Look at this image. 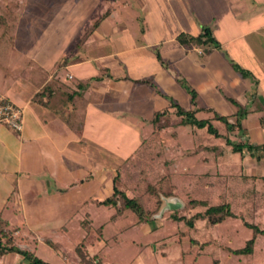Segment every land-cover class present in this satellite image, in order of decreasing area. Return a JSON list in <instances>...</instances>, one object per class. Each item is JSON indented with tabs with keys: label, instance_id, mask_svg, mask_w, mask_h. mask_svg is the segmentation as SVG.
Instances as JSON below:
<instances>
[{
	"label": "crops",
	"instance_id": "0c3cea01",
	"mask_svg": "<svg viewBox=\"0 0 264 264\" xmlns=\"http://www.w3.org/2000/svg\"><path fill=\"white\" fill-rule=\"evenodd\" d=\"M8 1L0 0V23L16 26L3 30L0 39L8 40L11 57L23 58L14 76L0 68V98L22 109L23 118L20 132L0 123V226L12 231L18 249L48 264H104L98 258L102 226L94 215L112 194L116 175H106L105 157L118 163L132 157L124 141L114 147L105 135L120 125L132 129L127 116L138 108L147 107L150 119L167 115L162 129L177 126L178 117L173 123L168 118L172 103L194 115L211 114L197 120L215 128L220 137L210 136L217 145L194 151L212 152L216 168L237 167L213 174L248 183L235 188L245 191L251 209L264 205V159H256L264 152V0H15L11 13ZM42 5L47 12L39 10ZM203 27L218 49L177 42L178 35L196 37ZM62 41L70 42L64 47ZM59 48L66 57L44 64L41 57ZM232 65L248 74L241 76ZM59 70L67 80L75 76L76 84L60 82ZM178 81L196 93L194 106ZM44 88L49 90L37 97ZM115 109L122 110L119 122L111 114ZM232 137L257 148L255 156L232 152ZM94 221L95 243L89 238ZM73 222L85 224L77 242L71 240ZM136 223L149 230V221ZM158 251L166 256L163 246ZM0 264L28 262L10 253Z\"/></svg>",
	"mask_w": 264,
	"mask_h": 264
},
{
	"label": "rangeland",
	"instance_id": "374dc122",
	"mask_svg": "<svg viewBox=\"0 0 264 264\" xmlns=\"http://www.w3.org/2000/svg\"><path fill=\"white\" fill-rule=\"evenodd\" d=\"M8 2L10 4L8 11L11 13L15 0ZM12 10L15 9L12 7ZM39 10L44 13L48 9L42 5ZM11 23V21L9 24L0 23V33L6 29L8 31V27L12 25L16 26ZM62 42L66 47L70 41ZM7 44L8 40L0 39V68H8L7 70L12 73L10 75L14 76L17 65H22L20 61L23 57L21 55L11 57L5 49ZM31 46L30 41L27 52L32 48ZM63 49L59 48L52 56L41 57V60H46L45 64L55 61L59 55L66 57L67 53ZM46 64L48 66L50 63ZM102 76L107 75L102 73ZM56 77L69 87L77 82L75 76L71 80L65 79L63 70H59ZM88 82L90 81L86 83ZM147 110V107L138 108L136 112L127 114L132 129L120 125L114 127L116 133L107 137L105 135V138L111 139L114 147L122 140L125 146L131 148L126 147L127 152H132L131 158L120 163L113 162L106 156L105 165L108 168L105 172L109 176L113 172L116 174L115 186L118 190L125 191L132 197H138L143 203L147 211L144 216L149 218L147 226L149 230L143 232L142 227L136 223L137 217L128 210L119 215V210L114 206H100L99 213L94 215L96 222H100L98 225L102 226L99 240L104 247L98 254L100 261L104 264H264V236L256 235L251 255H231L225 251L241 249L245 246V242L252 238V228L249 225L264 230V205L258 210L251 209V201L244 198L245 191L235 188L238 183H232L229 179L220 176L215 177L213 174L216 170L232 173L237 167L216 168L212 152L194 151L198 146L210 148L212 145H217V140L208 135L204 129H198L196 126H170L157 129L155 121L153 123L154 116L152 119L146 116ZM121 112L122 110L119 112L115 109V112L111 113L113 117L116 116L114 122L120 121L115 119L121 116ZM166 116H161L157 123L164 118L167 119ZM210 116L211 114L198 112L194 118L206 119ZM168 118L171 123L177 119L175 113L168 115ZM219 128L223 129L222 126ZM231 140L233 144L238 143L235 137ZM238 158L239 156L236 155L237 160ZM233 159L236 160L235 156ZM248 185L245 183L241 187L247 188ZM231 188L237 192L232 193ZM190 200L205 201L208 206L228 205L234 217H227L215 226H209L205 220H194L189 227L184 220L191 219L193 215L205 210V207L200 205L189 208L187 203ZM169 201L178 202L180 207L174 210L165 209L164 203L167 205ZM171 215L182 219L172 221ZM96 222L92 224L94 230L89 231V238L93 243L98 238L95 233ZM72 226L71 234L75 237L71 236V240L77 242L83 236L85 224L77 226L76 222H73ZM10 232L11 237H14L12 231ZM162 246L165 248V257H162L158 251Z\"/></svg>",
	"mask_w": 264,
	"mask_h": 264
},
{
	"label": "trees",
	"instance_id": "16d2710c",
	"mask_svg": "<svg viewBox=\"0 0 264 264\" xmlns=\"http://www.w3.org/2000/svg\"><path fill=\"white\" fill-rule=\"evenodd\" d=\"M98 21L93 22L89 28L84 32L82 35L81 39L78 41L76 46H80L84 43L85 39L88 37V35L92 32V30L97 26ZM177 42L185 47H189L190 45H197V46H211L212 48H219L218 43L214 40L212 37L210 31L207 28H201L200 33L196 37L188 36L186 34H180L177 36ZM159 59V57L157 56ZM233 69L240 74L241 76H246L248 73L235 65H232ZM180 86L184 89L186 94L189 97V103L191 106H194L196 103V93L190 89L187 85H185L183 82L178 81ZM48 88L42 89V91L37 95V97H41L46 94L48 91ZM71 95H67V98H71ZM65 100V99H64ZM171 107L174 108V113L176 117H178V122L176 123L177 126H196L197 128H205L206 133L209 135H212L214 137H220L218 133L216 132L215 128L210 124L208 120H197L194 118V110H188L184 111L181 108H179L176 104L172 103ZM162 114H155L153 118V123L155 121V126L157 129H161L163 127H166L167 121H160L157 123L158 119H161ZM214 119L223 121V123L226 125L228 129L233 128L232 126H229L225 123V119H223L220 116L214 115ZM236 126H238V123H236ZM229 143V142H227ZM230 144V143H229ZM231 146V151L234 153H241L242 150H245V152L249 156H255V151H257V148L253 146H248L244 144H230ZM205 149V148H203ZM218 150L217 148H213V151ZM256 159H264V152H261L259 156H256ZM117 176L115 175L113 177V188H112V194L104 199L101 204L105 206H114L117 207L119 212L122 211H130L132 214H134L138 222H146L149 220V218H145L144 215H146V209L143 205V203L140 202L138 197H131L128 198L125 193L121 190H118L115 186V180ZM262 182L264 183V179H262ZM204 206L205 210L202 211L201 213H197L192 216L191 219L184 220L185 224L187 226L191 227L192 223L194 220H205V222L209 226H215L225 220L227 217H234L228 205L225 204H219V205H212L208 206L205 201H195V200H190L187 203V206L189 208H194L196 206ZM170 219L172 221H177L182 219L181 217H177L176 215H171ZM252 228V238L247 240L245 242V246L241 249H226V251L229 254L232 255H242V254H250L252 245L254 242V238L256 235H261L264 236V230H259L257 226H250ZM17 254L21 256L25 261L28 262V264H48L46 262H43L42 260L36 258L31 252L25 251V250H20L14 245L13 238L11 237V232L3 230L0 226V257L6 254Z\"/></svg>",
	"mask_w": 264,
	"mask_h": 264
},
{
	"label": "built area",
	"instance_id": "2783aa9c",
	"mask_svg": "<svg viewBox=\"0 0 264 264\" xmlns=\"http://www.w3.org/2000/svg\"><path fill=\"white\" fill-rule=\"evenodd\" d=\"M22 118V109L0 98V123L5 124L14 132H20L22 129Z\"/></svg>",
	"mask_w": 264,
	"mask_h": 264
},
{
	"label": "water",
	"instance_id": "95a60500",
	"mask_svg": "<svg viewBox=\"0 0 264 264\" xmlns=\"http://www.w3.org/2000/svg\"><path fill=\"white\" fill-rule=\"evenodd\" d=\"M170 203H168L166 205V203H164V207L165 209H169V210H174L180 207V204L176 201H169Z\"/></svg>",
	"mask_w": 264,
	"mask_h": 264
}]
</instances>
